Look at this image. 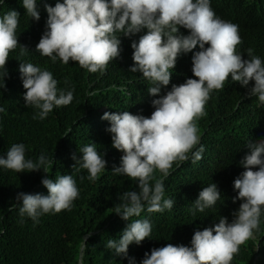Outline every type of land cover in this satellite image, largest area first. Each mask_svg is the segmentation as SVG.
I'll list each match as a JSON object with an SVG mask.
<instances>
[{"label": "clouds", "instance_id": "obj_1", "mask_svg": "<svg viewBox=\"0 0 264 264\" xmlns=\"http://www.w3.org/2000/svg\"><path fill=\"white\" fill-rule=\"evenodd\" d=\"M256 0L234 8L241 12ZM263 1L264 0H258ZM5 0H0L3 4ZM38 0H21L26 13L36 21L40 19ZM212 0H57L55 6L45 4L48 17L46 30L36 50L52 62L69 61L89 72H103L109 62L122 51L120 35L132 36L147 29L138 42L132 41L134 49L131 72L139 71L152 85L148 92L157 96L162 86L170 83L177 58L193 52L192 73L182 84H173L165 95L152 100L154 111L150 116L132 114L129 111L104 112L101 119L108 120L107 131L112 134V146L120 150V165L114 167V175L128 176L138 184L139 191H126L114 207V213L130 221L148 212L171 211L175 201L165 198L164 179L173 164L189 159H202L204 146L200 143L198 121L206 115L205 105L214 91L224 88L231 76L233 82L247 87L254 81L247 95L257 97V105L264 104V60L247 50L248 59H242L236 51L242 43L239 26L224 16ZM225 18L226 20L221 19ZM20 13L14 9L0 16V79L8 75L5 67L9 53L18 45L17 28ZM180 26L189 30L180 32ZM242 26V24H241ZM240 26V28H241ZM262 32L264 25L257 26ZM120 35H117V34ZM208 45L205 47V45ZM27 51L22 47L21 54ZM24 101L35 109L32 119L45 120L54 108L67 106L74 100V89L58 88L53 73L32 63H20ZM67 84V81H65ZM7 109L0 106V113ZM249 153L240 164L245 169L234 180L238 190L235 200L242 201L233 212V219L221 217L219 223L203 230H196L191 246L183 244L153 248L145 252L141 264H231L240 246L253 236L264 217V140L249 143ZM79 158L73 154L75 165L88 171V180L95 182L106 170L107 161L96 148L87 144L79 150ZM41 153L36 161L26 158V145L14 143L6 155H0V168L22 171L43 170L49 173L54 164ZM74 165V166H75ZM159 171L162 178L155 177ZM154 181V183H153ZM47 195L19 192L16 201L21 202L19 214L39 223L45 214L71 210L80 196L77 182L71 174L58 176L55 180L43 178ZM221 192L217 184L204 187L189 209L193 216L203 213L217 204ZM152 236V224L148 219H136L127 224L118 239H109L105 247L115 255L128 256L129 245H140ZM135 264V258L129 259Z\"/></svg>", "mask_w": 264, "mask_h": 264}, {"label": "trees", "instance_id": "obj_2", "mask_svg": "<svg viewBox=\"0 0 264 264\" xmlns=\"http://www.w3.org/2000/svg\"><path fill=\"white\" fill-rule=\"evenodd\" d=\"M212 1L224 16L231 18L221 19L239 26L242 43L236 51L242 59H248L247 50L251 48L254 55L264 60V31L257 27L264 25L263 1L256 0L241 12L234 8L248 0ZM56 2L38 0L39 21L26 13L21 0H5L0 4V16L12 9L20 13L17 35L21 44L9 53L4 87L0 79V106L7 109L6 113H0V155H6L12 144L24 143L26 158L36 161L44 153L55 160L49 173L42 169L17 173L0 168V264H129L130 258H135V264H141L145 252L150 254L153 248L169 243L191 246L196 230L219 223L221 217L231 222L233 212L242 203L233 199L238 195L233 182L245 170L240 161L249 153V143L264 140V104L258 107L257 97L247 95L255 82L250 81L244 87L229 76L224 88L211 94L205 105L206 115L198 121L200 143L205 149L202 159L193 162L189 154L188 160L174 163L164 179L165 198L175 201L173 209L148 212L145 206L139 217L126 221L113 212L114 207L121 202L119 197L124 192L139 191L138 184L128 176L113 174L112 169L120 165L123 153L112 146V134L107 131L110 122L101 117L106 111L150 116L155 110L153 99L165 95L173 84L196 78L192 73V55L200 49L197 45L193 52L179 56L169 85L162 86L161 92L152 96L148 92L152 85L142 73L130 71L134 64L132 41L138 42L147 29L132 36L118 33L122 51L102 73L89 72L71 60L69 64L59 59L54 63L49 57L41 56L36 45L46 30L45 4L55 6ZM179 30L189 34L183 26ZM23 46L27 51L21 54ZM21 62L51 71L58 88L74 89L73 102L54 108L43 121L32 119L35 109L25 105L26 89L19 72ZM92 143L107 161L105 172L95 182L88 180V171L75 165L73 159V154L82 156L81 147ZM64 174H71L80 190L70 211L45 214L39 223L26 215L20 216L21 202L16 201L19 192L47 195L42 179L55 180ZM154 175L162 178L159 171ZM211 183L217 184L221 199L215 206L193 216L189 209L199 192ZM136 219L151 222L152 236L140 245L130 244L127 257L108 250L107 240L118 239L127 224ZM231 264H264V217L253 236L240 246Z\"/></svg>", "mask_w": 264, "mask_h": 264}, {"label": "bare ground", "instance_id": "obj_3", "mask_svg": "<svg viewBox=\"0 0 264 264\" xmlns=\"http://www.w3.org/2000/svg\"><path fill=\"white\" fill-rule=\"evenodd\" d=\"M225 19V18H224ZM223 19V20H224ZM234 104V103H233ZM243 108V107H242ZM245 108V107H244ZM234 109V108H233ZM238 110V109H237ZM232 111V110H231ZM246 111V110H245ZM248 111V110H247ZM242 112V111H241ZM243 113H244V111H243ZM249 113V112H248ZM231 115H233V114H231ZM231 115H229V116H231ZM235 115V114H234ZM239 115V114H238ZM244 115V114H243ZM248 115V114H247ZM241 117V116H240ZM234 118V117H233ZM236 119V118H235ZM238 119V118H237ZM240 119V118H239ZM262 119V118H261ZM259 123H260V121H259ZM233 124V123H232ZM244 130V129H243ZM237 131H238V129H237ZM235 135V134H234ZM242 136V135H241ZM247 138H248V136H247ZM252 138V137H251ZM253 138H255V137H253ZM257 139V138H256ZM242 146V145H241Z\"/></svg>", "mask_w": 264, "mask_h": 264}]
</instances>
